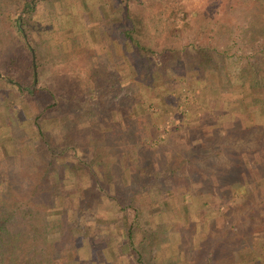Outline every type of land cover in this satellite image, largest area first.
Segmentation results:
<instances>
[{
    "label": "rangeland",
    "instance_id": "374dc122",
    "mask_svg": "<svg viewBox=\"0 0 264 264\" xmlns=\"http://www.w3.org/2000/svg\"><path fill=\"white\" fill-rule=\"evenodd\" d=\"M16 8L18 0H0L2 18ZM126 14L141 25L143 43L154 49L203 45L213 62L194 67L180 51L169 68L155 69L147 61L138 67L122 34ZM30 15L41 80L61 91L68 84L72 93L41 122L56 151L52 158L57 156L48 166L52 154L31 125L37 106L19 101L15 93L6 95L0 84V191L29 203L35 198L21 193L46 168L57 180L56 192L67 193L72 210L92 177L61 146L79 145L86 157L95 148L96 160L110 174L99 183L111 195L115 182L137 192L143 188L132 199L138 213L136 239L160 226L154 239L149 235V254H154L149 264H264V0H45ZM3 22L0 37L12 44ZM95 85L98 90L88 94ZM38 101L45 104L46 95ZM188 144L210 147L197 168L179 164L190 156ZM215 154L218 160H212ZM253 162L259 166L255 172ZM225 163L246 167L244 188L221 186L207 174L223 171ZM151 164L166 172L172 165L180 169L166 187L149 190V178L146 187L141 179ZM184 174L196 178L184 181ZM126 194H115L123 205ZM58 210L47 208L52 215L45 219H58ZM90 215L70 230L64 223L49 224L48 237L70 246L59 259L133 264L124 244L122 254L112 248L125 214L103 197ZM84 225L100 230L85 232ZM106 236L110 242L103 243Z\"/></svg>",
    "mask_w": 264,
    "mask_h": 264
},
{
    "label": "trees",
    "instance_id": "16d2710c",
    "mask_svg": "<svg viewBox=\"0 0 264 264\" xmlns=\"http://www.w3.org/2000/svg\"><path fill=\"white\" fill-rule=\"evenodd\" d=\"M44 1L45 0H18V9L8 10L6 18H2L4 12H0V20L2 19L5 22H3L5 27L2 29L14 38L12 44L10 42L7 44L0 37V84L3 85L4 89H2V91L6 92V95L7 93L10 95L15 93L19 101L33 103L37 106V111L31 118V125L35 129V136L37 139L41 141L45 149L49 151V154H52L48 160L49 166L56 163L54 160L57 156H55L54 159L52 158L56 151L49 145L50 143H48L47 140L48 136L41 127V122L46 119L47 115L57 110L60 104L67 103L70 100L72 92L71 86L69 87L68 84L67 88L65 84L64 87H62L64 90L61 91L60 89L54 88L52 84H46L41 80L38 54L36 46L32 42L33 31H31L29 27L31 24L29 23V18H31L30 13L34 11L36 3ZM126 6L128 5L125 4V8ZM6 7L8 8L9 5ZM128 11L127 7L126 13H128ZM19 12H22V14L19 15ZM125 16L127 17V27L123 26L122 34L132 47L133 56L139 64L138 67H141L142 64H145L144 62L147 61L150 67L154 66L155 69L162 67L169 68L171 60L176 57V54L180 51L184 52L187 58L186 63L193 64L192 66L194 67H203V64L210 62L211 54L208 52L209 48L195 43H189L185 48L170 47L167 45L159 49H154L153 46L142 42L143 34H141L142 28L140 27L141 25L139 26V22L132 18V16L128 17L130 14H126ZM213 52L216 56L219 55L216 50ZM222 54L224 57L225 53L223 52ZM172 70L173 67L170 71ZM220 70L218 69L217 71ZM34 71L35 82L33 83ZM169 72L166 73L165 79L168 78ZM221 73H223V71ZM223 74H225V72ZM96 90L98 89L95 85L87 89L86 92L90 94L92 91ZM42 95H46L47 97V102L45 104H39L38 98ZM255 100L256 99L252 98L253 102H255ZM102 102V96H98L95 105L99 108L103 107L104 105ZM186 146L188 147L190 156L188 158L182 157V161L179 162L181 167L184 166V163H188L189 165L193 163L194 167L198 166V161L204 162L206 161V159H204L206 158L205 156L207 155L209 157L208 153L210 147L207 149L200 148L197 144H188ZM61 150L63 152L67 151L73 155L77 163L84 168V172L88 176L91 175V184L87 189H80L76 204L72 210L68 207V201L66 200L67 193L64 190L59 191V193L56 192L54 183L57 180L55 177H50L48 169L46 168H44L42 174L36 176L33 181L34 186L21 193L22 196H27L30 199L35 198L29 203L18 200L15 201L11 194H6V190L0 191V264H68L65 261L62 262L60 259L65 257V251L69 250L70 246L68 245V248H64L63 246L66 244V241L61 240L60 237H48L47 229L49 224L51 226L56 223H64V229L66 230H70L71 226H79L81 220L90 218L94 204L103 197L107 198L109 202H112L117 209L126 216L125 226L114 235L115 237L112 236L115 240L112 245L114 253L117 254L121 252L122 254V245L124 244L126 252L133 264H149V261L154 258V254H149V235L154 239L156 235L154 231H157V228H160V226H155L156 229L154 231L149 229L151 231L147 234L145 232V235L141 239H136L138 213L137 208L133 207L134 200L132 199H134L135 194L143 190V188H141L142 186H140L141 191L137 192L133 189L129 190L128 188L124 189L122 186L119 187L115 182L117 185L114 190L115 194L120 193V190L127 191L126 201H124L127 204L123 205L115 194L114 196L111 195L110 191L103 188L99 183L102 181L101 176H104V179H108V175L110 174L105 170V165L101 162L100 158L98 157L96 160L97 150L95 148L91 150L89 157H86V153H82V149H79V145H62ZM90 154L92 155L90 156ZM59 156L61 157L62 153H59ZM213 159L218 160V155L215 154L212 160ZM252 164L251 171L255 172L256 168L259 166L254 162ZM206 165L207 163L204 166ZM229 165L230 163H225L223 171L210 170L214 172L207 174L209 176L213 174L214 176L212 177L215 178V181L218 180L221 186H230V188H233L235 191L240 190L241 187L244 188L243 179L245 177L248 178L247 173L244 175L246 167L242 164V169H240L239 166L233 165L232 163L230 165L231 167ZM177 169L180 168L177 165H172L170 171L166 172L164 168L161 169L153 164L149 165V171H145L144 177L141 179L143 187H146L145 183L147 178H149V190L152 189V186L158 187L157 185L166 187L172 179L170 177L173 176ZM163 175L164 177L161 178V181L155 183V181ZM99 177H101V180L98 179ZM182 177L184 181L196 178V176L190 177L185 174ZM153 183H155V185ZM181 184L183 183L180 180V185ZM59 200H61V203ZM43 205L46 207H42ZM53 206L59 209L54 214H58V219H45V217H50L52 215L51 211L47 213L46 209L48 208L51 210ZM91 228L97 231L100 230V228L98 229V227H94V225H84L83 231L88 232ZM109 240L110 238L106 236V238L103 239V243H108L110 242ZM56 260H60V262L57 263L55 262ZM202 264L206 263L204 262ZM207 264H211V261Z\"/></svg>",
    "mask_w": 264,
    "mask_h": 264
},
{
    "label": "water",
    "instance_id": "95a60500",
    "mask_svg": "<svg viewBox=\"0 0 264 264\" xmlns=\"http://www.w3.org/2000/svg\"><path fill=\"white\" fill-rule=\"evenodd\" d=\"M33 70H34V67H33ZM33 75H34V81H33V83H34L35 82V71H34V74Z\"/></svg>",
    "mask_w": 264,
    "mask_h": 264
}]
</instances>
